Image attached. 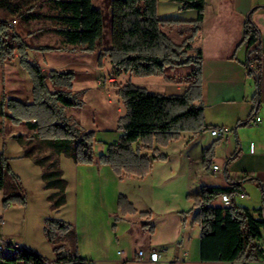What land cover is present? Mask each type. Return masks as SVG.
I'll return each mask as SVG.
<instances>
[{
    "label": "trees",
    "instance_id": "trees-1",
    "mask_svg": "<svg viewBox=\"0 0 264 264\" xmlns=\"http://www.w3.org/2000/svg\"><path fill=\"white\" fill-rule=\"evenodd\" d=\"M30 0H16L11 6L7 0H0V8L16 16L22 23L31 20L47 19L57 26L46 28L60 36L64 44L93 52L102 39L105 20L102 12L95 8L92 0H45L53 10L49 14H26L23 8ZM181 4L182 10H195L194 21L160 20L157 17V0H113L110 7L112 46L107 51L114 68L129 73L134 77L163 76L166 69L188 66L189 88L182 95L164 96L148 92L132 84L120 90L125 116L120 119L123 131L117 145L110 146L106 154L95 159L92 145L93 132L82 133L67 122L62 109L77 106L67 92L63 81L73 78L71 72L51 71L49 76L28 60L27 46L12 33L6 21H0V62L12 59L15 52L21 59V65L27 71L32 85V102L25 104L16 99L7 101L6 116L13 125H25L35 131L37 145L24 151V157L41 169V180L46 190H53L47 200L54 211L66 203L67 183L63 178L58 157L64 155L77 165L108 166L120 176L144 178L151 172V161L140 151L134 152L132 144L141 142L146 151L156 159L158 151L153 144L166 145L178 140L182 133L193 136L205 132L208 128L203 122L201 51L187 55L203 21L205 0H174ZM13 21H16L15 19ZM187 28L190 32L181 44L175 43L162 29ZM244 43L254 54L258 43V31L248 17L244 24ZM41 50H49L43 48ZM256 60L254 57L250 62ZM248 62V63H250ZM249 65V64H248ZM250 66V65H249ZM51 84L53 91L48 88ZM24 147L21 137L16 138ZM30 140L26 145H29ZM139 144V143H138ZM156 155V156H155ZM214 155V144L204 149L201 161L204 168H209ZM164 155L158 159L164 160ZM6 180L14 182L13 192L3 193L2 205L24 207L26 198L22 193L18 177L11 172L8 160L0 153V190L5 188ZM241 182L228 188L202 187L196 195H188L197 209L194 223L200 229L199 259L202 262L244 263L264 258V251L258 244L264 237V223L261 220L262 208L249 210L238 207L233 199L243 195ZM264 206V190L261 188ZM222 195L231 200L229 206H216L213 203ZM117 207L121 215L136 214L132 204L120 195ZM264 211V207H263ZM141 216H146L141 213ZM0 221H2L0 219ZM119 221V217L115 218ZM149 226V223H145ZM152 231V228H150ZM43 234L51 245L55 256L49 263L45 258L26 250H16L8 261L22 264H90L92 261L81 258L76 248L75 231L62 220L50 218L43 223ZM71 243L73 250H67L63 242Z\"/></svg>",
    "mask_w": 264,
    "mask_h": 264
},
{
    "label": "crops",
    "instance_id": "crops-1",
    "mask_svg": "<svg viewBox=\"0 0 264 264\" xmlns=\"http://www.w3.org/2000/svg\"><path fill=\"white\" fill-rule=\"evenodd\" d=\"M93 2L94 0H92V4ZM97 2L98 6L95 8L102 12V7L105 6L108 14H111L110 7L113 0H97ZM181 7V4L174 0H157V17L160 20L183 22L196 19L197 11L182 10ZM248 17L258 31L256 52L252 55L244 43L243 34L244 24ZM172 30L162 29L168 36L174 32ZM184 33L183 31L178 32V36L181 38ZM62 42H64L63 39ZM33 48L37 49L34 46ZM191 49H193L192 54L198 49L201 51L202 117L208 129L194 136L190 133H182L178 139L184 144V149L179 152L180 169L182 168L194 176L192 180H189L188 195L198 194L202 187L228 188L240 181L243 195L234 197V203L249 210L261 208V188L264 190V0H205L203 21ZM37 51L39 50L37 49ZM33 53L39 55L38 52ZM254 57L256 60L250 62ZM3 68L2 64L1 69L4 72ZM4 90L5 87H0V124H3L4 119ZM11 91L19 90L12 89ZM19 101L31 104L32 99L25 98L23 101ZM257 117L260 118V122L254 124ZM220 127L228 129L223 137L216 138L210 135L211 129ZM25 128L24 134H14L12 131L2 132V126H0V153L9 161L11 171L18 177L22 193L26 198L24 207L9 205L1 209L3 193L5 191L13 192L14 186L12 189L0 190V219L3 223L0 225V240L15 247L12 250L13 253L7 252L6 248L0 251V264H22L21 262L11 263L8 261L19 249L45 258L40 254L41 250L50 249L52 252V249L43 234L44 220L54 218L70 223L73 217H77L74 228L75 248L78 255L98 264L99 261L96 258L93 260L84 258L89 256H83L86 250L83 249L85 246L80 243L79 239V207L83 198H88L91 192L95 195L98 194L103 203L113 202L120 194L116 193L109 184L113 183L114 185V181L121 177L116 176L108 166H99L96 162L91 165H77L71 158L61 154L58 157L59 166L61 159L62 163L66 162V165H69L67 174L70 178L66 177V172L60 167L67 183L66 203L59 210H52L47 197L53 190L44 188L41 169L29 158L23 156L25 149L37 145L38 142L34 136L35 131L28 129L27 126ZM17 137H21L24 147L19 144ZM29 140V145H26ZM6 142L10 143L9 148ZM212 144H214V155L209 168H204L201 154ZM251 144L253 145L252 153L250 152ZM103 153L101 151L98 156H95L94 152L95 159ZM72 163L75 166L73 165L70 169ZM94 164H97V167H94ZM72 171L75 172L73 180ZM148 177L152 180L156 179L152 162L151 172L143 179ZM251 194L257 200L255 205L251 203L253 201ZM124 197L130 203L128 198ZM218 203H220V198L213 205L219 206ZM130 204L136 214L120 216L117 213H112V216L115 218L116 215L121 222L129 216L138 215L141 223L140 229L146 234L148 242L142 244L137 252L143 251L147 255L149 251L155 249L159 251L160 257L157 262L149 263L147 258L138 259L137 252L131 260L123 259L124 252L120 251L122 257L118 255L117 257L126 261V264H264V258L247 263L241 261L231 263L200 261V229L194 223L197 209L188 202L185 204L189 208L187 211L172 212L177 214L175 216L167 213L166 217L160 220L154 219L152 210L138 212L133 203ZM29 206L32 207L31 216H27L31 213L26 212ZM14 212L18 213L19 218L16 220V217H12ZM141 213H145L146 216H141ZM168 220H171L168 225L170 238L158 241L159 226H163ZM18 222L20 228L17 226ZM119 222L115 221L114 231L117 230ZM146 222L149 223V226H146ZM13 223L15 226H10ZM135 223H138L137 219ZM13 229L18 232H14ZM63 243L67 248L69 242ZM260 247L264 251V246L260 245ZM52 255L53 258L49 261L53 262L55 259L53 252ZM135 261L136 263H133Z\"/></svg>",
    "mask_w": 264,
    "mask_h": 264
},
{
    "label": "rangeland",
    "instance_id": "rangeland-1",
    "mask_svg": "<svg viewBox=\"0 0 264 264\" xmlns=\"http://www.w3.org/2000/svg\"><path fill=\"white\" fill-rule=\"evenodd\" d=\"M7 1L11 6L16 3V0ZM93 6H98L97 0H94ZM102 9L105 20L102 39L98 42L95 51L85 52L82 48H74L64 44L62 38L50 30L45 31L46 28L53 29L57 26L54 21L38 19L31 20L28 23H21L16 16H12L6 10L0 8V21H6V23L10 24L12 33L17 35L19 40L26 44L27 51H30L32 54V57L27 54L30 63L36 64L46 77L49 76L51 71L58 73L71 72L73 74L72 79L65 77L63 81L68 88L65 90L74 99L77 106L64 108L62 109V113L66 117L68 124L74 125L82 133L93 132L92 145L95 156H98L101 151L104 152L103 154H106L110 146L119 143L120 137L123 134L120 128V119L125 116L126 109L120 96V90L125 85L132 84L136 87L144 88L150 93L164 96L182 95L190 86L188 78L190 67L188 66L166 69L163 76L151 77H134L129 73L114 68L107 53L112 46L110 15L105 6ZM23 10L26 11V14L30 15L34 13H53L51 5L45 0H30ZM14 19L16 20L15 24H12ZM172 31L174 32L170 35L171 37L167 36L177 44H181L190 32L187 28H183L182 31L185 33L180 38L178 36V32H181L180 30L173 29ZM33 46L39 51L34 49ZM43 48H50L52 50H41ZM33 52H38L39 55ZM192 53L193 49L189 50L187 55H193ZM2 64L4 72L1 69ZM47 85L50 91L54 90L48 82ZM0 87H5L3 92L5 98L4 119L3 124H0L2 132L12 131L14 134H24L26 131L25 126L21 125V127L18 125L16 127L17 125H13L11 120L6 116L9 114L6 108L8 100L16 99L23 101L25 98L32 99L33 85L27 71L21 65V59L17 52L13 54L12 59L3 63L0 62ZM12 89L19 91L12 92ZM177 141L172 140L166 145L161 146L153 144L152 148H156L158 151L156 159L152 158L151 152L146 151V148L142 147L141 142H138L139 144H132L134 152L139 150L140 154L146 155L152 162L153 173L156 175V179H153L156 181L149 177L143 179L120 176V179L114 181V185L113 183L109 184L116 193L126 196L138 212L152 210L154 212V219H163L167 213L175 216L177 214L172 212L187 211L189 209L185 205L187 202L193 207V201L188 198V185L190 184L189 180H192L194 176L187 173L186 170L180 169L179 152L184 149V144ZM6 145L8 148L10 147V143L6 142ZM159 155H164V160L158 159ZM73 165L75 166L72 163L70 169ZM94 165V167H97V164ZM60 167L66 172L67 177L69 165H66V162L62 163L61 159ZM80 172L83 173L82 171ZM71 174L73 180L75 172L72 171ZM68 178L70 177L68 176ZM105 182L107 183V181ZM13 186V181L6 180V189H12ZM120 195L113 202L109 201L105 203L100 200L98 194L95 195L93 192L90 193L88 198H83L79 207L78 224L80 228V243L85 246L83 249L86 250L83 256H89L84 258H92L93 260L96 258L99 261L98 264H114L119 259L117 252L123 251V259L131 260L139 247L142 244H147L148 238L140 229L141 223L138 215L129 216L121 222L117 221L119 224H117V230L114 231L116 215L114 218L112 213H117L121 216L117 207ZM250 196L253 199L251 203L257 204L255 196L252 194ZM218 204L219 206H223L221 202ZM2 208L4 209L1 201ZM31 208L29 206L26 211L27 213H31L30 215L26 214L27 216L32 215ZM12 217H16L15 220L18 219V213H12ZM76 218L73 217L70 223L68 221L74 231ZM136 219L138 220L137 224L135 223ZM14 223L10 226L14 227ZM170 223L171 220H168L166 224L159 226L158 241L170 238L168 236V225ZM17 226L20 228L19 222ZM14 232H18V230H14ZM260 245L264 246V239L260 241ZM72 246L69 242L67 250L72 251ZM40 254L49 263L52 262L49 261L53 258L50 249H42ZM133 263H136V261Z\"/></svg>",
    "mask_w": 264,
    "mask_h": 264
},
{
    "label": "built area",
    "instance_id": "built-area-1",
    "mask_svg": "<svg viewBox=\"0 0 264 264\" xmlns=\"http://www.w3.org/2000/svg\"><path fill=\"white\" fill-rule=\"evenodd\" d=\"M12 24H15V21H12ZM9 26H11L9 24ZM260 122V118H256L255 119V123L254 124H258ZM228 132V129L226 127H220V128H214L210 130V135L216 138H221L223 137L226 133ZM250 152H253V145H250ZM215 169V168H214ZM220 202L223 204V206H229L231 204V200L229 199V197H227L226 195H222L220 197ZM263 205H262V212H261V220L264 223V211H263ZM2 221H0V225H2ZM0 248H7V252L13 253L12 252V244L6 243L2 240H0ZM117 255L122 257V252H117ZM136 257L140 260L147 258V261L149 263H155L158 261L159 257H160V253L159 251L152 249L151 251H149L146 255V253H144L143 251H138L136 254ZM90 264H94L93 262H91ZM114 264H126V261H124L122 258L119 259V261L114 262Z\"/></svg>",
    "mask_w": 264,
    "mask_h": 264
},
{
    "label": "water",
    "instance_id": "water-1",
    "mask_svg": "<svg viewBox=\"0 0 264 264\" xmlns=\"http://www.w3.org/2000/svg\"><path fill=\"white\" fill-rule=\"evenodd\" d=\"M27 54H29V55H30V57H32V54H31V52H30V51H27Z\"/></svg>",
    "mask_w": 264,
    "mask_h": 264
},
{
    "label": "bare ground",
    "instance_id": "bare-ground-1",
    "mask_svg": "<svg viewBox=\"0 0 264 264\" xmlns=\"http://www.w3.org/2000/svg\"><path fill=\"white\" fill-rule=\"evenodd\" d=\"M2 249H3V248H0V251H1ZM6 249H7V248H6ZM13 249H15V247H14V246H12V250H13Z\"/></svg>",
    "mask_w": 264,
    "mask_h": 264
}]
</instances>
